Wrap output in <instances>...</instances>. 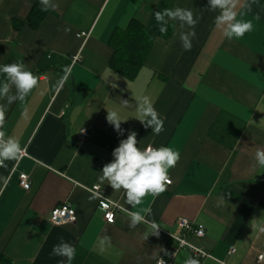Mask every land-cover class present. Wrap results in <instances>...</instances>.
I'll return each instance as SVG.
<instances>
[{"label":"crops","instance_id":"0c3cea01","mask_svg":"<svg viewBox=\"0 0 264 264\" xmlns=\"http://www.w3.org/2000/svg\"><path fill=\"white\" fill-rule=\"evenodd\" d=\"M251 2L239 0L235 11L238 19L253 21V30L228 40L215 23L220 10H211L208 0H49L36 29H16L13 22H25L40 0H0V66L23 62L39 78L24 102L0 100L8 109L3 130L26 153L0 167V256L12 264H67L52 255L63 240L76 248L72 264H156L172 245L168 235H180L178 220L186 218L205 231L188 241L211 257L181 250L170 264L189 257L199 264H264V168L254 159L264 149V0L248 12ZM178 7L193 12L195 28L166 17L160 27L167 32L160 33L154 12ZM132 21L150 43L134 78L110 66L114 37ZM192 30L196 36L185 51L180 36ZM78 54L82 61L72 64ZM69 65L71 76L58 88ZM5 80L0 73V85ZM145 95L163 120L159 135L135 118L136 100ZM111 110L126 120L123 135L107 122ZM83 129L91 135L81 143ZM130 131L142 150L167 146L180 153L166 191L146 196L136 208L123 189L99 180ZM20 174L29 176L30 190L21 187ZM95 185L125 210L114 224L104 221L86 190ZM64 203L77 221L54 226L51 212ZM144 209L151 210L146 220L159 225L158 236L147 224L129 228V212ZM105 235L110 245L100 243Z\"/></svg>","mask_w":264,"mask_h":264},{"label":"clouds","instance_id":"9594fccd","mask_svg":"<svg viewBox=\"0 0 264 264\" xmlns=\"http://www.w3.org/2000/svg\"><path fill=\"white\" fill-rule=\"evenodd\" d=\"M238 2L239 0H208L211 10H220V14L215 18V23L217 26H224L223 34L228 40L240 39L254 28L252 20L243 17L237 18L238 14L235 9ZM252 3H255V0L245 5L248 12L252 10ZM40 4L43 6L42 10L47 11L49 9V0H40ZM52 7L55 8L56 6L53 5ZM166 17L173 21L179 20L190 29H194L197 24L191 10L179 7L175 9L165 8L162 11L154 12L155 21L162 34L166 33L168 29L167 27H160L162 23H166ZM65 31H69V29ZM195 36L194 30L187 34H181V46L185 51L191 50L192 40ZM62 71L63 75L58 81V88H62L68 81L72 73V66H65ZM0 73H3L6 77L5 82L0 85V100L6 97L8 105L16 100L24 102L39 85V78L31 70H26L23 62L4 64L0 66ZM13 85L15 86V95L10 94ZM122 105L124 107L130 106L126 100L122 101ZM7 112V107L0 104V167L4 168L7 167V161L19 160L24 151L19 140L15 136L7 135L3 130ZM135 118L145 128L151 127L152 132L156 135L164 130L163 120L159 117V113L150 97L146 95L136 100ZM106 119L118 135H123L124 130L121 128V123L126 120L121 118L119 111H107ZM112 155L114 160L103 166L99 180L101 183L106 181L114 191L123 189L127 197V203L133 208L141 205L146 196L158 197L166 191L167 186L172 183L169 170L174 168L180 159V153L167 146L159 148L148 146L142 150L138 147L135 131H130L126 139L120 140L119 146L113 149ZM254 159L256 166L264 168V149L258 148ZM146 214L150 215L151 210L130 211L129 228H135L138 224H147L151 229V235L158 236L159 225L154 220L147 221ZM109 219L111 220V216ZM100 243L110 245L111 238L105 235L100 239ZM52 255L64 257L67 264H72L76 256V248L62 240L53 246ZM61 264H64V262L62 261ZM157 264H165V261L160 259ZM184 264H199V261L189 257Z\"/></svg>","mask_w":264,"mask_h":264},{"label":"built area","instance_id":"2783aa9c","mask_svg":"<svg viewBox=\"0 0 264 264\" xmlns=\"http://www.w3.org/2000/svg\"><path fill=\"white\" fill-rule=\"evenodd\" d=\"M88 36L89 34L87 33H82L80 35V37L82 38H87ZM81 61H82V56L80 54L72 58V64H76ZM90 135H91L90 130L87 129L81 130L79 134V141L81 143L86 142L87 139L90 137ZM24 156H26V153L23 151L22 157ZM19 182L24 190L28 191L31 189V182L28 175L20 174ZM86 190L97 199L98 208L102 211L104 221L107 224H114L118 214H120L121 212H125V210L118 203L113 202L107 197L105 190L100 185H95L92 186L91 188H86ZM110 216H111V220L109 219ZM76 221H77L76 211L69 203L59 204L57 207H55L52 210L50 215V222L54 226H58V227L74 224L76 223ZM178 226L182 229V233L177 236L168 235L172 240V245L168 248L165 254H163L157 259V261L163 259L165 261V264H170L181 250H188L193 255L202 259L211 257L210 253H208L207 251H205L200 247L193 245L188 241L189 236L196 238H202L205 236V231L202 226H196L193 222L189 221L186 218L179 219ZM234 251L235 250L232 248L230 250V254L234 253ZM262 258L263 257L260 256V260Z\"/></svg>","mask_w":264,"mask_h":264},{"label":"trees","instance_id":"16d2710c","mask_svg":"<svg viewBox=\"0 0 264 264\" xmlns=\"http://www.w3.org/2000/svg\"><path fill=\"white\" fill-rule=\"evenodd\" d=\"M42 7L40 3L35 4L28 19L25 22L14 21V27L20 29L28 25L32 29L38 28L49 13V10L44 11ZM113 46L114 57L110 66L119 73L134 78L143 67L150 48L143 27L136 21H132L128 30L119 31L116 34ZM0 264H12V262L9 258L0 256Z\"/></svg>","mask_w":264,"mask_h":264}]
</instances>
